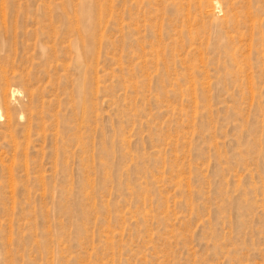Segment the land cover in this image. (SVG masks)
Wrapping results in <instances>:
<instances>
[{"label": "rangeland", "instance_id": "rangeland-1", "mask_svg": "<svg viewBox=\"0 0 264 264\" xmlns=\"http://www.w3.org/2000/svg\"><path fill=\"white\" fill-rule=\"evenodd\" d=\"M0 109V264H264V0H0Z\"/></svg>", "mask_w": 264, "mask_h": 264}, {"label": "bare ground", "instance_id": "bare-ground-1", "mask_svg": "<svg viewBox=\"0 0 264 264\" xmlns=\"http://www.w3.org/2000/svg\"><path fill=\"white\" fill-rule=\"evenodd\" d=\"M5 92V91H4ZM4 95V94H3ZM0 114H1V109H0Z\"/></svg>", "mask_w": 264, "mask_h": 264}]
</instances>
